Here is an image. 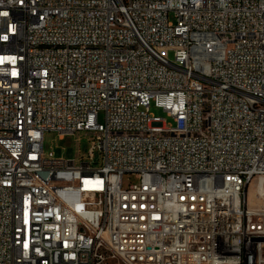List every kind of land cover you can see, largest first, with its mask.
<instances>
[{
	"label": "built area",
	"instance_id": "1",
	"mask_svg": "<svg viewBox=\"0 0 264 264\" xmlns=\"http://www.w3.org/2000/svg\"><path fill=\"white\" fill-rule=\"evenodd\" d=\"M0 264H264V0H0Z\"/></svg>",
	"mask_w": 264,
	"mask_h": 264
},
{
	"label": "rangeland",
	"instance_id": "2",
	"mask_svg": "<svg viewBox=\"0 0 264 264\" xmlns=\"http://www.w3.org/2000/svg\"><path fill=\"white\" fill-rule=\"evenodd\" d=\"M150 113L166 119L170 122V119L166 116V113L152 103L150 105ZM98 120H103V115H98ZM93 137L84 131L76 132L74 135L59 137L56 132L45 131L43 133V151L45 154L52 152L55 157L64 159H75L77 161L81 159L89 160V148L91 146V140ZM94 159L96 164L100 163L98 153L95 152ZM129 181H134L132 175L125 174L123 176V183L127 184Z\"/></svg>",
	"mask_w": 264,
	"mask_h": 264
}]
</instances>
